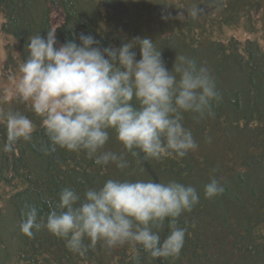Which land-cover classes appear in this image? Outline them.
<instances>
[{
  "label": "trees",
  "instance_id": "obj_1",
  "mask_svg": "<svg viewBox=\"0 0 264 264\" xmlns=\"http://www.w3.org/2000/svg\"><path fill=\"white\" fill-rule=\"evenodd\" d=\"M261 1L0 0V30L13 41L6 45L5 76L13 74L8 67L23 64L28 38L37 33L46 37L56 29L59 44L79 43L83 33L102 47L148 37L169 70L181 55L205 66L220 96L211 115L184 114L183 125L198 145L194 151L160 160L125 154L123 170L112 163L98 166L84 152L57 149L46 155L41 148L48 139L36 114L33 140L4 152L0 124V264H164L132 243L111 249L98 243L80 255L46 228L31 238L21 231L26 206L46 221L63 188L83 193L107 179L176 181L196 188L199 203L177 222L186 229L181 254L172 258L178 264H264V49L255 38L232 35L238 27L257 32ZM134 51L139 59V48ZM106 150L124 153L115 133ZM212 179L225 189L209 198L215 208L206 206L204 196ZM167 231L165 224L162 239Z\"/></svg>",
  "mask_w": 264,
  "mask_h": 264
},
{
  "label": "clouds",
  "instance_id": "obj_2",
  "mask_svg": "<svg viewBox=\"0 0 264 264\" xmlns=\"http://www.w3.org/2000/svg\"><path fill=\"white\" fill-rule=\"evenodd\" d=\"M58 43L56 29L28 38L27 57L15 85L16 96L42 120L47 155L63 149L84 152L98 166L128 168L125 154L143 160L185 157L198 145L183 125L184 114L211 115L220 99L209 70L179 56L169 70L153 39L135 37L120 47H102L92 35ZM139 48L140 58L134 49ZM4 152L31 142L36 125L28 116L0 109ZM115 133L124 153L106 150ZM225 191L212 179L205 198ZM199 203L195 187L176 181L107 179L83 193L65 187L46 221L26 206L21 231L28 237L46 228L74 253L84 255L98 243L109 249L127 243L153 259L179 258L186 229L178 220ZM165 224L168 234L163 236ZM89 243H85V241Z\"/></svg>",
  "mask_w": 264,
  "mask_h": 264
},
{
  "label": "rangeland",
  "instance_id": "obj_3",
  "mask_svg": "<svg viewBox=\"0 0 264 264\" xmlns=\"http://www.w3.org/2000/svg\"><path fill=\"white\" fill-rule=\"evenodd\" d=\"M261 3L262 5L264 4L263 0L261 1ZM259 16L260 17L256 19L255 26L258 30L255 34L245 33V31H243L241 27H238L237 29H235V31H232V35H234L235 38L239 40L255 38L264 49V8L262 9V12H260ZM1 23L2 19L0 20V24ZM228 34H230V32H228L227 35ZM12 44V39L5 36L0 30V109L20 112L31 119V117L34 116L35 113L30 110L26 102H23L17 98L15 91L16 82L21 75V66H19L18 64L16 68L8 67L6 72H13L11 77L5 76V72H3L4 62L6 60V45L12 46ZM14 52L17 55V48H14Z\"/></svg>",
  "mask_w": 264,
  "mask_h": 264
},
{
  "label": "bare ground",
  "instance_id": "obj_4",
  "mask_svg": "<svg viewBox=\"0 0 264 264\" xmlns=\"http://www.w3.org/2000/svg\"><path fill=\"white\" fill-rule=\"evenodd\" d=\"M206 206L209 208H215L216 206H218L217 203H213L212 204V199H207V201H205ZM168 234V231L166 232V234H164V236H166ZM164 261V264H178L176 261H174L172 258H167L166 262L165 259H162V262Z\"/></svg>",
  "mask_w": 264,
  "mask_h": 264
}]
</instances>
